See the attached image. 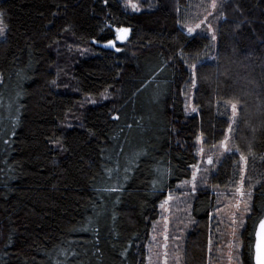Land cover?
Wrapping results in <instances>:
<instances>
[{
  "label": "trees",
  "instance_id": "trees-1",
  "mask_svg": "<svg viewBox=\"0 0 264 264\" xmlns=\"http://www.w3.org/2000/svg\"><path fill=\"white\" fill-rule=\"evenodd\" d=\"M210 3L141 0V12L126 13L122 0H0V264H148L160 205L200 160L197 138L209 148L224 138L226 100L239 102L228 135L240 151L213 160L193 195L183 263L212 264L210 233L221 226L211 215L218 191L235 193L243 154L254 214L240 260L254 264L252 225L264 211V0H217L214 16L226 21H206L216 41L205 25L193 39L182 26L199 23ZM106 21L131 29L120 51L105 47L114 38V27L101 32ZM117 178L124 190L104 191Z\"/></svg>",
  "mask_w": 264,
  "mask_h": 264
},
{
  "label": "rangeland",
  "instance_id": "rangeland-1",
  "mask_svg": "<svg viewBox=\"0 0 264 264\" xmlns=\"http://www.w3.org/2000/svg\"><path fill=\"white\" fill-rule=\"evenodd\" d=\"M195 25L191 26L194 27ZM192 103V102H190ZM204 144V140H203ZM199 141V148H204V155H200L198 164L200 167L211 169V165L206 163L208 156H212L213 160L220 158L227 154L221 147L209 148L205 147ZM221 153H223L221 155ZM207 173L201 171L197 174V188L195 193L190 191V185H186L183 182L179 184L177 192L171 193L174 197L172 201L165 204L164 208L160 207V218L154 222L150 238L148 240V264H164V253L167 252V264H184V243L187 240L188 234L191 230L192 223L190 222L188 210L190 209V201L198 191L200 185H205L203 182ZM187 181H190L187 180ZM217 199L216 209L220 208L221 211L216 210L211 215L210 222L212 224L220 223V231H216L211 236L209 242V254L212 257V264H241L240 252L242 249L241 233L242 228L239 224V220H246L245 216H238L236 225L231 224L232 215L234 209L231 205L234 203V193L230 191H221ZM167 198V197H166ZM165 201V200H164ZM164 201L162 203H164ZM212 226V225H211ZM235 229V234H233ZM167 235L168 239L165 241L164 236ZM155 237V239H153ZM216 241V242H215ZM229 244H232V248L229 249ZM167 245L165 248L164 246ZM231 253V259L229 254ZM177 258L179 260L177 261Z\"/></svg>",
  "mask_w": 264,
  "mask_h": 264
},
{
  "label": "snow or ice",
  "instance_id": "snow-or-ice-1",
  "mask_svg": "<svg viewBox=\"0 0 264 264\" xmlns=\"http://www.w3.org/2000/svg\"><path fill=\"white\" fill-rule=\"evenodd\" d=\"M102 4L105 6L109 5V0H101ZM144 3H147V0H144ZM122 6L125 10V12H131V13H139L142 11L141 8V0H122ZM210 9L208 10L207 8L205 9L206 15L200 20L199 23H196L194 27H188L187 25H184L182 27H186L187 33L195 39L196 35L199 33L197 32L198 29L201 28V25H205L206 28V34L205 38L207 37V33H211V40L216 41L217 36L215 34L214 29L212 28L211 23H206L208 20L209 16H213L214 19H223L226 21V16L224 12H219L218 15L214 16V13L216 12L218 7H223V4L218 5L217 0H211L210 3ZM102 11H106V7L102 9ZM179 11V9H178ZM4 13L0 11V38L6 36V26L4 25V20H3ZM112 17L109 14L108 15V20H111ZM113 25L108 23L107 21L104 24V27L101 28V32L104 31V28L108 29H113ZM66 31L68 29H65ZM131 32V29L129 27H123V26H116L114 27V38L107 40V44H105V47H111L114 48L116 51H120V48L116 47L117 41H125L128 39L129 33ZM102 39H106V37H102ZM96 41H93L95 43ZM210 59H215V57H210ZM190 68V78H189V83L191 84L192 88H196V69H197V64L193 63L189 65ZM53 84L56 83L55 80L52 81ZM107 99V97H105ZM190 99V97H189ZM92 103H95V101H92ZM239 102L232 101V100H226L224 101V107L227 110V108L230 106V115H228L227 119V131L224 133V138L220 140L219 142V147L224 149V152L231 153L234 150L236 152H239L240 150L238 148H233L229 146V140L230 136L228 134L232 133L234 131L233 126L237 124L238 120V115L240 108L238 107ZM186 111L188 109L191 110L192 113H196L198 111V108L196 106H193L191 103L186 104ZM114 119H119V116L114 117ZM131 127V125H129ZM201 144H203V133L197 138ZM58 143V141H57ZM217 145H213L214 148L218 147ZM192 147H197L196 144H193ZM122 151V149H121ZM250 155H254L251 153V150L249 149ZM198 154L203 156L204 155V148L200 147L198 149ZM223 153H221L222 155ZM240 161L244 163V168L240 169V177L238 181V186L235 187V193L233 196L234 203L231 205V207L234 209V211L231 213L232 219H231V224L236 225L238 223L237 217L238 216H247L249 219L253 217L254 214V207L251 203L252 200V191L251 188L253 187L252 185H249L248 188H245V176L244 173L246 172L247 169V163H248V157L240 154L239 157ZM206 163L208 165H212L214 163L212 156H208ZM190 168L193 169L192 174H191V179L190 181H184L183 183L186 185H190V191L192 193H195L196 188H197V174L203 171L204 173H207L209 169L207 168H201L199 164H192L189 166ZM118 170V169H117ZM125 172H127V169H125ZM128 179L127 176L124 177V181ZM235 183V182H234ZM259 183V182H258ZM118 185V186H116ZM116 185L109 187L107 189H104V191L107 192H122L123 189V184L117 178ZM264 186V185H262ZM163 191V190H161ZM174 199L173 195L171 193L167 194V198L165 199L164 203L160 205L161 208H164L165 204H167L169 201H172ZM118 202V198H117ZM217 212L221 211L220 208L216 209ZM245 221L243 219L239 220V224L241 227L244 226ZM253 231L251 233L250 237V255L252 256V259L254 261V264H264V211L261 212V215L259 216L258 219L255 220V222L252 225ZM233 234H235V229H233ZM155 239V237H153ZM165 241L168 239V236H164ZM165 248L167 245L164 246ZM233 246L232 244H229V249H231ZM167 256L168 253H164V264H167ZM229 258L231 259V253L229 254ZM179 258H177V261ZM239 264V262H238Z\"/></svg>",
  "mask_w": 264,
  "mask_h": 264
}]
</instances>
